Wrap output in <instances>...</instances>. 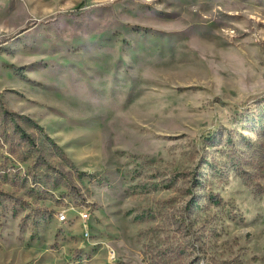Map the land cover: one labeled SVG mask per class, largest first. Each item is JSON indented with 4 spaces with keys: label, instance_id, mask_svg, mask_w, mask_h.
Returning a JSON list of instances; mask_svg holds the SVG:
<instances>
[{
    "label": "rangeland",
    "instance_id": "1",
    "mask_svg": "<svg viewBox=\"0 0 264 264\" xmlns=\"http://www.w3.org/2000/svg\"><path fill=\"white\" fill-rule=\"evenodd\" d=\"M0 264H264V0H0Z\"/></svg>",
    "mask_w": 264,
    "mask_h": 264
},
{
    "label": "built area",
    "instance_id": "2",
    "mask_svg": "<svg viewBox=\"0 0 264 264\" xmlns=\"http://www.w3.org/2000/svg\"><path fill=\"white\" fill-rule=\"evenodd\" d=\"M81 216L85 218V217H87V213H86V212L81 213ZM59 218H60V219L65 218V214H64V213H61V214L59 215ZM110 255H113V253L110 252Z\"/></svg>",
    "mask_w": 264,
    "mask_h": 264
}]
</instances>
